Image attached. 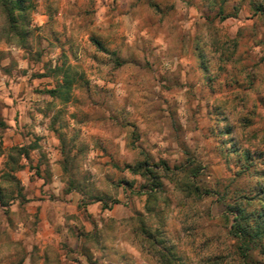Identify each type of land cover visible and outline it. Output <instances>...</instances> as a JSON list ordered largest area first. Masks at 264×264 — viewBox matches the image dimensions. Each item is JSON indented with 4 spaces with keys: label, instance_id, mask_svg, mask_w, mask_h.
I'll return each instance as SVG.
<instances>
[{
    "label": "clouds",
    "instance_id": "9594fccd",
    "mask_svg": "<svg viewBox=\"0 0 264 264\" xmlns=\"http://www.w3.org/2000/svg\"><path fill=\"white\" fill-rule=\"evenodd\" d=\"M0 264H264V0H0Z\"/></svg>",
    "mask_w": 264,
    "mask_h": 264
}]
</instances>
